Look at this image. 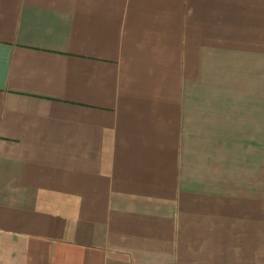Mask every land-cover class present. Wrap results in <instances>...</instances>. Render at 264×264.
<instances>
[{
    "label": "crops",
    "instance_id": "0c3cea01",
    "mask_svg": "<svg viewBox=\"0 0 264 264\" xmlns=\"http://www.w3.org/2000/svg\"><path fill=\"white\" fill-rule=\"evenodd\" d=\"M0 264H264V0H0Z\"/></svg>",
    "mask_w": 264,
    "mask_h": 264
}]
</instances>
